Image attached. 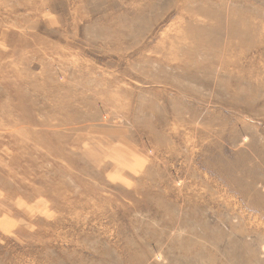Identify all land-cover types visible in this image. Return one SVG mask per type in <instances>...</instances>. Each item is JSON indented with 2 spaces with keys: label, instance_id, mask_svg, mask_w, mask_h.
<instances>
[{
  "label": "rangeland",
  "instance_id": "rangeland-1",
  "mask_svg": "<svg viewBox=\"0 0 264 264\" xmlns=\"http://www.w3.org/2000/svg\"><path fill=\"white\" fill-rule=\"evenodd\" d=\"M0 264H264V0H0Z\"/></svg>",
  "mask_w": 264,
  "mask_h": 264
}]
</instances>
